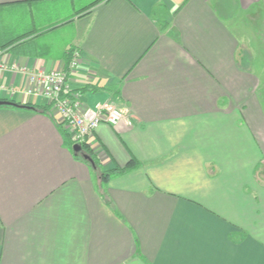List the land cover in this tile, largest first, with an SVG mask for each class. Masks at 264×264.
<instances>
[{
	"label": "crops",
	"instance_id": "0c3cea01",
	"mask_svg": "<svg viewBox=\"0 0 264 264\" xmlns=\"http://www.w3.org/2000/svg\"><path fill=\"white\" fill-rule=\"evenodd\" d=\"M66 1L0 0V43L33 32L0 48V100L19 105L0 106V264H264V62L236 28L262 0H90L46 15ZM14 64L64 70L85 103L123 108L91 141L104 170L130 169L103 185Z\"/></svg>",
	"mask_w": 264,
	"mask_h": 264
},
{
	"label": "built area",
	"instance_id": "2783aa9c",
	"mask_svg": "<svg viewBox=\"0 0 264 264\" xmlns=\"http://www.w3.org/2000/svg\"><path fill=\"white\" fill-rule=\"evenodd\" d=\"M80 66L81 54L74 51L69 63V73L73 74ZM4 68V64L0 63V69ZM13 68L28 75V92H38L47 100L57 122L73 142L89 146L98 156L104 154V150L92 143L91 139L102 124L116 126L125 119L126 112L123 108L106 102L95 105L85 103L80 95L69 92L68 73L64 70L28 72L17 64Z\"/></svg>",
	"mask_w": 264,
	"mask_h": 264
},
{
	"label": "rangeland",
	"instance_id": "374dc122",
	"mask_svg": "<svg viewBox=\"0 0 264 264\" xmlns=\"http://www.w3.org/2000/svg\"><path fill=\"white\" fill-rule=\"evenodd\" d=\"M89 3L90 0H77L75 3L66 1L58 4H51L46 8V15L52 20L62 18L72 13L74 9H79L81 6ZM263 12L264 0L259 2L257 7L252 6L247 13L242 14L238 24H236L237 30L247 43L242 46L245 49L242 51L251 52L256 59L255 62H257V65H262V62H264V30L261 26V18L264 15ZM262 81L261 87L259 88V95L264 102V72Z\"/></svg>",
	"mask_w": 264,
	"mask_h": 264
},
{
	"label": "trees",
	"instance_id": "16d2710c",
	"mask_svg": "<svg viewBox=\"0 0 264 264\" xmlns=\"http://www.w3.org/2000/svg\"><path fill=\"white\" fill-rule=\"evenodd\" d=\"M100 1H103V0H95L94 1V4L93 5H95V4H97V3H99ZM33 32H26V33H24V35H21V36H17V35H13V36H11V35H4L3 36V38H1V43H0V48H2V49H6V48H9V47H11V46H17V45H21L22 43H23V41L26 39V37H28L29 35H31ZM70 60H71V58H70ZM70 63V62H69ZM25 108H33V109H37V110H40V111H42V112H47L48 111V107H31V106H28V105H25L24 106ZM62 127V126H61ZM63 133H64V135L66 136V138H67V141H70L71 142V144L74 146V145H76V143L75 142H73V141H71L70 139H69V137H68V133L66 132V131H63ZM82 149H83V151H82V154H87V155H89V156H91V158L93 159V161H94V163H95V165H96V167L98 168V170H99V173H100V177H101V179H102V183H103V185L104 184H106L109 180H110V178L113 176V175H115V174H120V173H123V172H126L127 170H129L130 168L127 166V167H125V168H119V167H116L115 169H113V170H104L103 168H102V163H100L99 161H98V159L96 158V155L94 154V152L89 148V146H87V145H82ZM82 154H78V155H76V157L77 158H81L83 161H85V162H87V163H89L83 156H82ZM133 163H134V160L132 161V163H131V165H133Z\"/></svg>",
	"mask_w": 264,
	"mask_h": 264
},
{
	"label": "water",
	"instance_id": "95a60500",
	"mask_svg": "<svg viewBox=\"0 0 264 264\" xmlns=\"http://www.w3.org/2000/svg\"><path fill=\"white\" fill-rule=\"evenodd\" d=\"M4 105H10V106H19L13 102H9V101H4V100H0V106H4ZM74 150L75 152L77 153H82L83 149H82V146L80 145H74ZM84 158L88 161H90L91 163L94 164V161L93 159L91 158V156L87 155V154H83Z\"/></svg>",
	"mask_w": 264,
	"mask_h": 264
}]
</instances>
